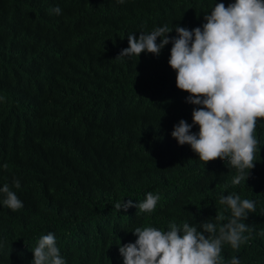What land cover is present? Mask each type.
I'll return each mask as SVG.
<instances>
[{
	"label": "trees",
	"instance_id": "1",
	"mask_svg": "<svg viewBox=\"0 0 264 264\" xmlns=\"http://www.w3.org/2000/svg\"><path fill=\"white\" fill-rule=\"evenodd\" d=\"M90 12L100 17L105 25V39L111 54L116 58L114 42L119 33L116 25L124 27L132 17L131 29L150 32L154 27L167 24L176 36L175 26L192 30L202 27L204 15L210 14L216 3L225 6L235 0H135L131 4H120L117 0H92ZM48 0H0V30L11 31L29 11H39ZM65 0L62 1L64 3ZM80 9L69 7L60 14V19L77 20L82 16ZM116 17V20H115ZM101 28L96 22L86 28L88 35L97 34ZM16 43L22 42L20 35ZM98 35V34H97ZM103 42V37L99 34ZM29 42L20 44L29 51ZM117 43L120 53L125 46ZM157 43H160L158 38ZM172 44L166 45L159 56L143 52L139 57L117 59L122 63L118 77L111 82L121 92L119 101L98 92L99 80L104 79L100 53L81 73L66 82L60 77L50 81L55 89L47 95L37 97V103L24 109L16 131L19 141L12 148L13 155H0V163L16 168H25L29 173L36 171L40 179L41 169L51 158L66 161L70 166L69 177L55 178L44 188L38 180L31 186L28 176L24 179L23 192L18 198L22 210L11 215V224L6 236L27 240L28 247L22 257L11 253L5 258L6 264H28L33 260L29 249L35 239L48 233L55 234L57 247L62 257L70 264H110L105 258L107 249L122 243V234L127 236L136 227H155L168 230L170 222L178 226L184 222L190 225L211 219L223 224L227 219L215 221V216H231L230 209L219 204L221 195H239L241 199L255 202V211L243 221L253 231L246 244L234 250L228 244L222 247L221 255L225 264L237 257L240 264H264V119L257 122L255 136L259 141L255 167L249 178L239 185H233L237 174L227 161L219 159L205 164L191 150L190 146L179 145L171 133L180 120L192 124L195 107L186 102L188 93L176 87V73L168 64ZM104 48V47H102ZM20 48L5 60L15 61ZM47 50L46 39H39L33 47L32 58ZM55 53V52H54ZM1 55V54H0ZM58 55V54H56ZM119 55V54H118ZM80 64H83L81 61ZM83 98L84 110L88 106L96 111L87 117L79 132L73 125L70 133L57 121L48 125L45 117L49 111H60L72 101ZM105 102H108L105 104ZM91 103V104H90ZM34 107L35 113L24 118ZM198 133V126H193ZM68 149L71 156L64 155ZM2 176L0 175V181ZM158 194V201L152 213L137 216L131 207L125 212L115 209L116 202L132 199L135 205L146 198V194ZM139 211V210H138ZM122 230V231H121ZM102 233V234H100ZM245 235H249L245 233ZM6 240L5 235L2 237ZM12 246V243H9ZM62 249V250H61ZM0 264H3L0 262Z\"/></svg>",
	"mask_w": 264,
	"mask_h": 264
},
{
	"label": "clouds",
	"instance_id": "2",
	"mask_svg": "<svg viewBox=\"0 0 264 264\" xmlns=\"http://www.w3.org/2000/svg\"><path fill=\"white\" fill-rule=\"evenodd\" d=\"M62 1L48 0L43 5V14L31 10L11 31L0 30V155H13L11 150L19 141L16 131L24 109L36 104L41 94L58 90L50 85L51 80L59 77L66 82L73 80L85 67L99 65L89 62L94 59L93 53H100L105 78L99 80L98 92L111 97L109 102L119 101L122 97L116 100L113 97L121 92L111 82L112 77H118L122 65L117 59L139 57L143 52L159 56L171 43L168 64L176 73V87L188 93L186 102L195 106L192 124L180 120L173 128L172 138L181 146L189 145L205 164L217 159L227 161L237 170L233 185L249 178L259 145L255 136L257 122L264 119V0H235L227 6L223 2L216 3L210 14L204 15L202 27L188 30L175 26L176 36L171 38L169 34L173 28L167 24L154 27L150 32H139L131 29L132 17H129L126 25L121 26L123 31L116 25L119 33L114 42L116 58L105 39L103 20L90 12L93 1ZM133 1L117 0L120 4ZM69 7L80 9V19L59 18ZM93 22L101 28L96 36L85 32ZM17 33L22 42L16 43ZM158 38L160 43H157ZM27 39L31 46L26 52L20 44L29 42ZM39 39H46L47 50L53 52L37 54L34 60L31 55ZM120 40L119 47L126 49L119 53L116 46ZM19 48L14 62L5 60ZM92 106L84 110L83 98L79 97L75 103L72 101L63 107L68 109L60 113L49 111L45 123L51 125L57 121L59 130L62 124L66 130L60 134L70 133V125L79 132L82 122L96 111ZM34 113L33 107L24 118ZM193 126H198V133L192 132ZM62 153L72 154L66 148ZM21 168L0 163V262L3 264L11 253L22 257L29 244L27 240L6 236L11 215L23 208L17 196L23 192L24 179L20 176L30 177L32 188L38 180L36 171L29 173ZM39 168L38 181L44 188L49 180L69 177L70 166L54 157ZM159 200L158 194L148 192L142 202L134 205L132 199H128L127 202H116L114 207L118 212L135 207L139 210H134L135 215L146 216L145 213L155 210ZM219 204L227 206L231 216H215L214 219H227L226 223L218 224L209 219L199 225L184 222L178 226L173 221L167 231L151 226L136 227L127 236L122 234L121 244L113 240L115 248L107 249L103 255L110 264H225L221 255L223 245L238 250L250 239L253 229L243 221L255 211V202L230 194L221 195ZM3 235L6 240L2 239ZM259 235L264 236V232ZM10 242L12 246H9ZM32 254L33 260L28 264H70V259L62 257L63 250L60 252L55 234L51 232L34 240L29 249V256ZM227 264H240V260L234 256Z\"/></svg>",
	"mask_w": 264,
	"mask_h": 264
}]
</instances>
